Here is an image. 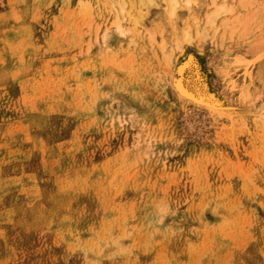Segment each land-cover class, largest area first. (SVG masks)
Returning a JSON list of instances; mask_svg holds the SVG:
<instances>
[{
    "label": "rangeland",
    "instance_id": "1",
    "mask_svg": "<svg viewBox=\"0 0 264 264\" xmlns=\"http://www.w3.org/2000/svg\"><path fill=\"white\" fill-rule=\"evenodd\" d=\"M96 1L0 0V264H264V0L179 55L235 131Z\"/></svg>",
    "mask_w": 264,
    "mask_h": 264
},
{
    "label": "bare ground",
    "instance_id": "2",
    "mask_svg": "<svg viewBox=\"0 0 264 264\" xmlns=\"http://www.w3.org/2000/svg\"><path fill=\"white\" fill-rule=\"evenodd\" d=\"M154 7L162 10V18L151 17ZM87 8L95 9L92 12H97L96 16L90 12L91 22L99 17L113 18L104 35L108 31H114L122 36L133 32L134 36H142L146 44L157 48V55L173 72L174 100L198 109H205L213 116L230 119L234 131L238 129V120L242 123L245 121L244 114L247 112H243L244 114L235 112L233 106L227 105L223 99L202 85L200 78L202 75L191 53L179 57L186 49L185 46L194 40L199 42L200 39H214L218 36L225 39L226 36L231 37L234 34L238 28L239 16L228 17L235 8L227 0H97ZM180 20L184 22L181 23ZM239 22L241 24L243 21ZM186 71L192 75V82L184 77ZM230 85L236 87L233 81ZM252 116L255 123H264V114L262 115L261 112ZM222 133L225 134L224 129H221L219 135Z\"/></svg>",
    "mask_w": 264,
    "mask_h": 264
}]
</instances>
